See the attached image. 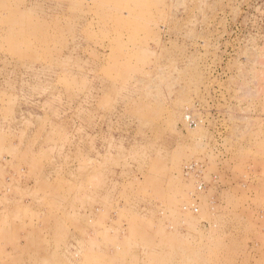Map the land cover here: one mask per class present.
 Listing matches in <instances>:
<instances>
[{
    "label": "rangeland",
    "instance_id": "1",
    "mask_svg": "<svg viewBox=\"0 0 264 264\" xmlns=\"http://www.w3.org/2000/svg\"><path fill=\"white\" fill-rule=\"evenodd\" d=\"M0 264H264V0H0Z\"/></svg>",
    "mask_w": 264,
    "mask_h": 264
}]
</instances>
